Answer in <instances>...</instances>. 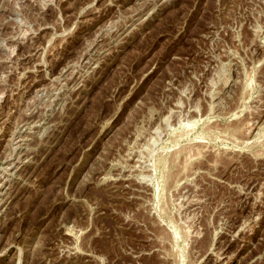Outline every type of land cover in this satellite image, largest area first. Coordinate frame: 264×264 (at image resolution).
<instances>
[{
  "label": "rangeland",
  "instance_id": "1",
  "mask_svg": "<svg viewBox=\"0 0 264 264\" xmlns=\"http://www.w3.org/2000/svg\"><path fill=\"white\" fill-rule=\"evenodd\" d=\"M0 264H264V0H0Z\"/></svg>",
  "mask_w": 264,
  "mask_h": 264
}]
</instances>
